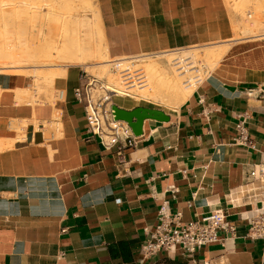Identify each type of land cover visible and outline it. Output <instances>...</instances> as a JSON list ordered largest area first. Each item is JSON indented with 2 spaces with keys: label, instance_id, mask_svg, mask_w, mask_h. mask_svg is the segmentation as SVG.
Returning a JSON list of instances; mask_svg holds the SVG:
<instances>
[{
  "label": "crops",
  "instance_id": "obj_1",
  "mask_svg": "<svg viewBox=\"0 0 264 264\" xmlns=\"http://www.w3.org/2000/svg\"><path fill=\"white\" fill-rule=\"evenodd\" d=\"M97 8L111 57L226 49L176 109L114 98L120 108L168 115L145 119L139 135L132 130L137 145L125 157L88 131L73 95L82 68L55 78L64 92L56 103L20 102L17 90L33 88L34 79L0 72V139L12 142L0 148V264H260L264 242L249 234L256 205L230 204L228 194L264 160L263 38L232 37L224 0H97ZM243 118L254 147L235 144ZM163 206L182 211L185 222L223 209L234 229L193 256L146 259L140 246Z\"/></svg>",
  "mask_w": 264,
  "mask_h": 264
},
{
  "label": "rangeland",
  "instance_id": "obj_2",
  "mask_svg": "<svg viewBox=\"0 0 264 264\" xmlns=\"http://www.w3.org/2000/svg\"><path fill=\"white\" fill-rule=\"evenodd\" d=\"M38 1L0 0V40L3 42H12L13 40L16 48L19 49L21 45L19 51L23 49L24 51L22 50V52L25 54L24 59H22V63L19 61V63L11 64L14 66H9L4 61H0V72L23 73L28 76H31L34 79L33 88L27 90H17L18 100L20 102L24 101L35 103L37 101L40 102L45 100L51 103H56V100H58V91L55 88L53 81L51 80L53 78L51 72L56 71V69L61 65L65 66L67 64V61L65 54H62L63 56H59L57 55L56 51H54L53 57L47 56L48 50L51 49V47L53 46H57V44H55V41H61V44L65 43L66 47L68 48L67 52L70 53V55L75 54L74 49H76L78 43L86 46L92 45V47L94 48V56L92 55L89 57L90 63L100 61L101 59L115 60L124 59L127 57H111L109 52L105 48L106 43L103 37L101 21L100 18L98 19L95 13V8H97V0H40V2ZM224 1L233 18L232 24L234 27V34L232 37L238 39L247 38L250 35H256V37L258 38L264 37V0ZM10 3H12L13 7H10ZM31 3L32 6L30 5ZM25 4H27V7L24 8V6H26ZM14 7L16 9H13ZM71 16H73L72 19L69 18ZM82 22L86 24L89 22L86 25L87 33L85 31L86 27L81 26ZM64 36L66 37V39ZM18 42L22 43L23 45L19 44ZM17 44L19 46H17ZM25 45L27 47H25ZM23 46L25 49L23 48ZM211 47L213 46H192L188 47V50H185L184 48L183 50L180 49V52L173 51V56H176L177 53H189L190 56L191 54L193 55V57H191L194 59L196 68H194L192 71H190L192 67L188 68V71L186 73L188 77H185L186 79H181L182 81H184V84L190 83L191 85H194L195 89V87L207 77L211 70H213L216 64L221 60V58L211 60H208L206 58L205 53L208 49H211ZM40 53H42L43 56H41ZM37 54L40 56H38ZM135 59V62L140 64L141 67H143L144 64H146V62L150 58H148L147 55H140ZM36 64L39 65V71L44 73V76L42 78H40L34 70L33 65ZM167 64L168 66L170 65L168 61L166 65ZM17 65L20 66L18 67ZM71 65L80 67L82 68V70L84 69L90 74L97 75L98 73L97 76L106 78V75L102 74L99 68L88 67L86 64L80 63H71L66 66L68 67ZM171 65L174 66L173 60L171 61ZM169 67L171 68V66ZM107 69L110 71V73H112L110 63L108 64ZM145 71L146 70L144 68V72ZM196 74L200 75L202 79V81L198 82V84L195 83V81L197 80ZM46 75L47 77H45ZM181 75L183 76L185 74H180V76ZM135 99L137 102L140 103H146L158 107H168L171 109L173 108L168 104V101L170 99L167 100V98H165V100H162L160 98H145L144 100H137V98ZM116 100L119 102L123 101L124 99L116 98ZM145 100H148L149 102ZM12 127L18 129L19 125L14 122L12 124ZM56 127V124H48V132L55 131ZM4 145L5 147L9 146V142L6 141ZM4 145L2 146L3 148Z\"/></svg>",
  "mask_w": 264,
  "mask_h": 264
},
{
  "label": "built area",
  "instance_id": "obj_3",
  "mask_svg": "<svg viewBox=\"0 0 264 264\" xmlns=\"http://www.w3.org/2000/svg\"><path fill=\"white\" fill-rule=\"evenodd\" d=\"M261 38L264 40V37ZM136 57L139 56H128L110 62L112 73L120 76L122 90L126 94L111 90L106 78L90 74L84 69L81 72L80 84L73 89L75 101L85 109L89 133L97 136L106 149L115 148L120 157H125L128 150L135 148L137 141L129 123L115 118L113 100L116 97H128L136 100L130 95L132 92L129 90L146 87L147 76L144 68L135 62ZM179 60V58H174V65L181 63ZM183 62L188 68L192 67L190 71L196 68L189 53ZM123 63H126V66L122 67ZM186 73L187 70L182 72V74ZM63 96L64 92L59 91L58 100ZM144 99L140 98V100ZM57 129L58 126L52 134ZM236 130L235 144L254 147L244 118L237 122ZM262 183H264V160L251 166L247 173V181L237 191L228 194V202L236 204L245 201L256 205L251 215L249 234L264 242V189ZM227 218L228 215L223 209H217L200 219L185 222L182 211H170L166 206H163L160 208L154 230L150 232L149 238L141 244L140 252L146 259L158 255L160 252L170 255L171 252L178 251L184 256H193L206 245L220 242L222 240L219 236L221 230L234 229ZM203 264L213 263L208 260ZM260 264H264V259Z\"/></svg>",
  "mask_w": 264,
  "mask_h": 264
},
{
  "label": "bare ground",
  "instance_id": "obj_4",
  "mask_svg": "<svg viewBox=\"0 0 264 264\" xmlns=\"http://www.w3.org/2000/svg\"><path fill=\"white\" fill-rule=\"evenodd\" d=\"M38 2H40V0ZM32 3L30 4L31 6H32ZM10 4H11L10 7H13L12 3H10ZM3 5H6V4H3ZM25 5L26 6H24V8L27 7V4H25ZM13 9H16V8L14 7ZM95 13L99 19L100 14H99L98 8H95ZM69 18L72 19L73 16H71ZM56 21H57V19H56ZM87 24L82 22L81 26L86 27ZM85 31L87 33V27H86ZM56 35H57V33H56ZM248 37L258 38V37H256V35H250ZM65 39H66V37H65ZM12 42H13V40H12ZM12 42H3L0 40V61H4L9 66H14L11 64L19 63V61L22 63V59H24V57H25V54L22 52L23 49H21L19 51L21 45H20L19 49H17L16 46L14 45V42L13 43ZM60 42L61 41H55V44H57V46L56 47L53 46V47H51V49L48 50V55H47L48 57H53V53H54V51H56L57 55H59V56H63L62 54L66 55V61H67L66 65H69L71 63L72 64L80 63V64H86L88 67L99 68L101 73L106 75L107 81L109 83L108 86L111 90L119 91L120 94H126L122 90L123 85L121 84L120 76L116 73H110V71L107 69L108 64L112 61L111 59H107V60L101 59L100 61L90 63L89 57L92 55L94 56V48L92 47V45L86 46V45H81L80 43H78L76 49H74L75 54L70 55V53L67 52L68 48L66 47L65 43L61 44ZM19 44H22V43H19ZM17 46H19V45L17 44ZM25 47H27V46L25 45ZM23 48H24V46H23ZM105 48L108 51V48L107 47H105ZM181 49L183 50L184 48H181ZM225 49H226L225 47H221V46H217L216 48L211 47V49L207 50V52L205 53V56L208 60L221 58L223 53L225 52ZM185 50H188V48H185ZM38 51H39V49H38ZM173 51H179L180 52V49L170 50V51H165V52H160V53H155V54H147L148 58H150V59L143 66L146 70L145 75L147 76V83H146L147 85L145 88H141V89L138 87L132 88L130 90V92H132V94H130V95L133 96V98H137L138 100L140 98H146V99L147 98H149V99L150 98H153V99L160 98L162 100H165V98H167V100L170 99L168 101V104L173 107L172 109L178 108L182 103H184L189 98V96L194 91V85H191L190 83L184 84V81L181 80V79H184L185 77H188L186 74L183 76L182 75L180 76V74H182V72H184L185 70L188 71V67L183 62V59L186 58V55H188V53L187 54L177 53L176 56H173ZM43 53H44V51H43ZM45 53H46V50H45ZM40 54H41V56H43L42 53H40ZM38 56H40V55H38ZM191 56L193 57L192 54H191ZM154 57H156V58H154ZM152 58H154V59H152ZM174 58H179L180 59L179 61H181V63H179L176 66L175 65L172 66L171 61L174 60ZM167 61L169 62V64H170L169 66H171V68L168 66V64L166 65ZM173 64H175V62H173ZM66 65L65 66L64 65H61V66L55 65V66H60V67H58L56 69V71L51 72L52 76H53V78L51 80L53 81V83L55 82L56 77L65 76L66 68H67ZM62 66H64V67H62ZM124 66H126V63L122 64V67H124ZM33 67H34L35 72L39 75V77L42 78L44 76V73L39 71V69H38L39 65L36 64V65H33ZM97 75H98V73H97ZM45 77H47V75ZM196 79H197L195 81L196 84H198V82L202 81L200 75H197ZM187 80H190V79H187ZM20 92H22V91H20ZM0 141H1L0 148L2 149L3 148L2 146L5 144L6 141H4L2 139H0ZM10 145H12L11 142H9V146ZM4 147H5V145H4Z\"/></svg>",
  "mask_w": 264,
  "mask_h": 264
},
{
  "label": "water",
  "instance_id": "obj_5",
  "mask_svg": "<svg viewBox=\"0 0 264 264\" xmlns=\"http://www.w3.org/2000/svg\"><path fill=\"white\" fill-rule=\"evenodd\" d=\"M115 118L118 120L127 121L132 128L134 134L141 133L143 121L147 118L158 120H167L168 115L163 110L150 108L146 106H138L132 110L120 108L117 105L113 106Z\"/></svg>",
  "mask_w": 264,
  "mask_h": 264
}]
</instances>
